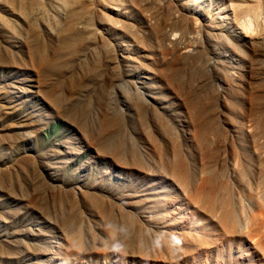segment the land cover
<instances>
[{"label":"rangeland","instance_id":"374dc122","mask_svg":"<svg viewBox=\"0 0 264 264\" xmlns=\"http://www.w3.org/2000/svg\"><path fill=\"white\" fill-rule=\"evenodd\" d=\"M72 1L0 5V264H168L176 161L264 199L262 4Z\"/></svg>","mask_w":264,"mask_h":264},{"label":"bare ground","instance_id":"6f19581e","mask_svg":"<svg viewBox=\"0 0 264 264\" xmlns=\"http://www.w3.org/2000/svg\"><path fill=\"white\" fill-rule=\"evenodd\" d=\"M5 1L0 0V5ZM36 1L34 0V2ZM252 1L256 4H253L254 6L262 4L264 11V0ZM61 3L63 4L64 0H61ZM77 3H75V8ZM95 10L97 11V9ZM109 10L112 11L113 8L109 7ZM263 11L261 17H263ZM72 18L74 19V17ZM244 18L246 17L241 16V20L243 19L242 23H245L243 25L244 30L247 33L254 34V28L251 25L252 19ZM87 20L89 21V18ZM72 27L74 29L76 25ZM67 40L66 38L62 40L64 46L69 43ZM63 50L65 49L63 48ZM187 166V164L181 161H176L170 167L169 173L166 172L164 173L165 175H162L159 171L177 190V200L173 201H177L178 203H176V207L179 208L178 214L180 216L178 217V221L180 222L176 225L173 224L174 226L170 224L178 230H169L173 234V238L168 237L167 232H160L162 246L164 245L168 251L167 263L195 264L196 262V264H231L232 261H235L238 262L236 264H264V199L256 197L255 201L253 200L258 212H255L254 205V209L251 208L252 210H249V206L247 210L244 208V205H238L241 202L237 201L238 204H236V201H233L228 191L230 187L225 188V185L221 186L217 182L218 179L214 180L212 178L213 176L207 175L203 170L200 176L198 174V177L193 176L188 169L189 166ZM139 231L141 232V230ZM140 232L138 233L140 234ZM174 234H176L175 237ZM74 240L76 241L77 239ZM75 241H72L74 245L76 243ZM234 253L238 257H234ZM232 263L234 264V262Z\"/></svg>","mask_w":264,"mask_h":264}]
</instances>
